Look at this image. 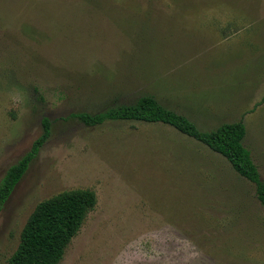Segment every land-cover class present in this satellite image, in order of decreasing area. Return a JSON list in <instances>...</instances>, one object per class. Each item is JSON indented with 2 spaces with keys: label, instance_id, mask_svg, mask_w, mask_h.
I'll use <instances>...</instances> for the list:
<instances>
[{
  "label": "rangeland",
  "instance_id": "1",
  "mask_svg": "<svg viewBox=\"0 0 264 264\" xmlns=\"http://www.w3.org/2000/svg\"><path fill=\"white\" fill-rule=\"evenodd\" d=\"M201 132L242 121L264 182V0H0V181L50 134L0 210V264L35 206L96 204L58 264H264L254 185L160 123L98 114L141 96Z\"/></svg>",
  "mask_w": 264,
  "mask_h": 264
},
{
  "label": "trees",
  "instance_id": "2",
  "mask_svg": "<svg viewBox=\"0 0 264 264\" xmlns=\"http://www.w3.org/2000/svg\"><path fill=\"white\" fill-rule=\"evenodd\" d=\"M89 127L106 121L160 123L202 143L225 158L232 169L255 187V195L264 207V182L243 140L246 129L242 121L220 124L215 130L201 132L185 116L165 108L152 96H141L132 105L111 108L98 114H71ZM42 133L29 151L11 165L0 181V210L50 134V122L42 119ZM96 204L88 189L62 191L38 203L27 218L16 250L8 264H58L64 249L79 231L86 215Z\"/></svg>",
  "mask_w": 264,
  "mask_h": 264
},
{
  "label": "crops",
  "instance_id": "3",
  "mask_svg": "<svg viewBox=\"0 0 264 264\" xmlns=\"http://www.w3.org/2000/svg\"><path fill=\"white\" fill-rule=\"evenodd\" d=\"M184 116V115H183ZM186 117V116H185ZM186 118H188V117H186ZM189 119V118H188ZM190 120V119H189ZM191 121V120H190ZM192 122V121H191ZM194 123V122H193ZM195 124V123H194Z\"/></svg>",
  "mask_w": 264,
  "mask_h": 264
}]
</instances>
